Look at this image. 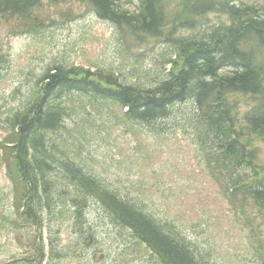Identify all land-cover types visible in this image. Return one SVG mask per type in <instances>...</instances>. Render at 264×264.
Instances as JSON below:
<instances>
[{
    "label": "rangeland",
    "instance_id": "rangeland-1",
    "mask_svg": "<svg viewBox=\"0 0 264 264\" xmlns=\"http://www.w3.org/2000/svg\"><path fill=\"white\" fill-rule=\"evenodd\" d=\"M181 1L167 0L170 18V11L178 9ZM224 2L264 4V0ZM122 8L134 10L135 0L124 1ZM33 14L35 23L21 25L0 16V264L34 253L25 235L36 231L17 218L1 146L10 139L12 117L28 108L38 78L50 66L62 64L110 71L128 84L150 85L170 72L176 53L162 37L143 44L130 41L133 34L127 28L99 17L84 2L42 0ZM201 22L228 24V14L208 11ZM192 31L177 26L175 34ZM96 96L70 90L59 99L65 110L62 125L45 132L56 158L71 160L97 175L154 219L174 222L196 244L204 262L264 264V218H257L251 205L236 213L223 189L225 178L213 175L205 148L186 128L184 119L195 107L193 99L169 107L165 117L145 121L126 117L119 103ZM246 107L241 104L242 110ZM253 143L263 162L264 142L254 137ZM57 172L54 182L65 196L61 199L55 193L56 199L43 208L49 226L43 233L51 236L52 244L42 264H147V257L152 260L141 245L138 253L126 256L124 242L132 240L129 232L91 195L73 200L72 177Z\"/></svg>",
    "mask_w": 264,
    "mask_h": 264
},
{
    "label": "trees",
    "instance_id": "trees-1",
    "mask_svg": "<svg viewBox=\"0 0 264 264\" xmlns=\"http://www.w3.org/2000/svg\"><path fill=\"white\" fill-rule=\"evenodd\" d=\"M41 1L0 0V16L15 19L17 25L35 23L33 9ZM48 1L84 2L99 17L127 28L133 34L130 41L143 44L162 37L176 53L170 72L150 85L128 84L110 71L62 64L50 66L38 78L28 108L12 117L10 139L1 146L17 218L36 231L25 235L34 253L25 251L6 264H42L45 260L52 243L51 236L43 233L49 230L43 208L56 199L55 193L61 199L65 196L60 193L61 185L54 182L57 170L63 177H72L73 200L91 195L129 232L132 240L125 241L126 256L138 253L141 245L147 249L146 256H152V260L147 257V264H212L199 257L196 244L174 222L154 219L97 175L71 160L57 159L45 132L62 125L65 110L59 99L70 90L112 99L124 107L126 117L145 121L165 117L169 107L191 97L195 107L184 119L189 124L186 128L205 148L213 175L225 178V195L236 213L251 205L257 218H264V161L253 143L254 137L264 142V4L219 0L214 7L209 0H182L178 9L170 11V18L167 0H135L132 11L122 8L124 1L132 0ZM184 3L187 8L182 10ZM208 11L227 12L229 23L205 29L201 21ZM177 26L193 31L178 35ZM241 104L247 107L242 110Z\"/></svg>",
    "mask_w": 264,
    "mask_h": 264
},
{
    "label": "bare ground",
    "instance_id": "bare-ground-1",
    "mask_svg": "<svg viewBox=\"0 0 264 264\" xmlns=\"http://www.w3.org/2000/svg\"><path fill=\"white\" fill-rule=\"evenodd\" d=\"M150 1V0H149ZM224 1V0H223ZM182 2V1H181ZM213 3V2H212ZM181 4V3H180ZM205 4V3H204ZM209 6V5H208ZM213 6V5H212ZM187 8V3H184L183 5H182V7H181V9L182 10H185ZM202 8V7H201ZM172 10H173V8H172ZM202 25H204L205 26V29H208V28H212V27H214L215 25H211V24H209L208 22H204V23H202ZM191 30V29H190ZM258 36V35H257ZM216 74V73H215ZM224 87V86H223ZM132 98V97H131ZM162 106V105H161ZM218 112V111H217ZM262 114V113H261ZM124 245H125V242H124Z\"/></svg>",
    "mask_w": 264,
    "mask_h": 264
}]
</instances>
